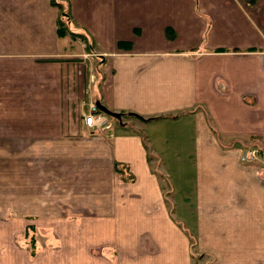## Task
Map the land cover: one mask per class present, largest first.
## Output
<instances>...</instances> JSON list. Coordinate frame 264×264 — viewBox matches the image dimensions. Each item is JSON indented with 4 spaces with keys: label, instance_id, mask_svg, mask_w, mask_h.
Returning <instances> with one entry per match:
<instances>
[{
    "label": "crops",
    "instance_id": "crops-1",
    "mask_svg": "<svg viewBox=\"0 0 264 264\" xmlns=\"http://www.w3.org/2000/svg\"><path fill=\"white\" fill-rule=\"evenodd\" d=\"M245 1L69 0L68 30L101 58L89 103L131 116L97 134L74 105L86 84L75 74L83 62L71 60L70 41L57 35L53 0H0V188L14 198L16 234L28 217L39 226L76 218L85 223L76 233L92 230L83 210L103 201L114 220L130 191L132 204L160 211L169 263L264 264V0ZM251 147L260 159L242 163L241 150ZM166 158L195 164L196 236L165 204L168 190L150 162ZM116 163L134 183L119 186ZM45 165L50 174H40ZM61 238L38 244L31 264H88L85 236ZM111 242L118 247V234ZM143 249L136 257L153 261Z\"/></svg>",
    "mask_w": 264,
    "mask_h": 264
},
{
    "label": "rangeland",
    "instance_id": "rangeland-1",
    "mask_svg": "<svg viewBox=\"0 0 264 264\" xmlns=\"http://www.w3.org/2000/svg\"><path fill=\"white\" fill-rule=\"evenodd\" d=\"M68 1L69 0H53V6L57 8L58 11V21L60 20L61 27L59 29V38L66 39L70 41V51L72 53L71 60L83 62V65H77L75 71L76 76L83 78L86 84L84 86L83 96L78 99L77 103H74L75 106L79 105L83 112H86L88 106L92 103H89V95H91L92 86L97 82V73L96 65L101 60L98 56V52L93 50V42L90 41L86 36L80 35L81 33L71 34L65 29V24L68 26L70 22L67 20L66 13L68 12ZM248 3V0L245 1ZM58 33V32H57ZM73 33V32H72ZM96 106V104H94ZM120 119L108 118V126L112 125V121H117L122 123V119L127 117L121 114ZM81 118V119H80ZM79 119L82 121V115L79 116ZM75 121V119H74ZM110 125V127H111ZM107 126V127H108ZM100 127V126H98ZM105 128V126L101 127ZM97 134L104 133L105 131H97ZM186 151L191 152L192 160L195 159L196 153L193 148H184ZM257 150L260 152V155L256 156L251 161L243 160L242 163L248 165H254L261 157V151L257 147H251L246 149ZM243 150H241L242 152ZM156 166L154 174L162 175L160 179L162 191L168 190L165 197V204L168 208L173 207V215H175L177 220H180L186 226L189 235H197L196 225L198 219V210H197V198H196V178L194 176V171L191 169V166L194 167L195 164H192L189 158L184 159L183 161H178L176 159L170 160L165 159L164 162L161 161V164L155 162H150ZM67 164H70V167L75 166L76 164L68 161ZM160 165L162 167V173L160 174ZM116 177H118V183L120 187H124L123 184H132L135 182V176L129 171L127 165L122 163L115 164ZM10 170L5 166L4 174H10ZM40 174H50V168L48 165H45L39 171ZM63 174H70L66 170H62ZM60 173V174H61ZM54 174V173H52ZM50 189V188H49ZM48 189V190H49ZM44 188H41L40 197L45 193ZM130 191H126L127 195L123 201L125 203L118 204V213L114 220L109 219V215L113 211L111 204H106L103 201H93L91 202L90 208L94 212L87 213L83 210L85 216L81 217L82 222H89V226L92 227V230L84 231L83 233H76L75 231L80 230L83 226H76L72 218V222H67L63 226H58L55 223H52L50 226H39L38 223L33 218H24L25 224L20 226V234H16V223L15 212H14V199L10 194H5L4 189L0 188V264H19L25 263L26 259L24 256L29 255L30 264L33 261H37L35 257V251L37 250L38 244L43 246L46 242L54 243V238L62 239L61 234H82L87 238V244L85 245L87 251V262L88 264H97L99 261H103L106 264H144V259L147 256L142 258H137L136 255L140 251H143V247H149L153 252L155 258L153 261L147 262L146 264H171L168 262L170 258L166 253L170 252L164 247L166 239L167 229L161 227L162 217L160 211L154 208L150 203L143 202H133L131 203L130 199L138 198L137 195L132 196ZM10 200L12 205L4 207L6 200ZM46 200V198H45ZM55 205L57 207H62L64 202L62 199H55ZM79 205H75L73 211H79ZM56 214H60L57 213ZM64 215V214H60ZM43 218V219H41ZM40 219H46V216L40 214ZM90 219V220H86ZM91 219L97 220L92 221ZM84 220V221H83ZM104 220V221H99ZM114 224V227L111 226V222ZM79 222V221H78ZM43 223V222H42ZM112 230V231H111ZM98 231L102 241H99V238H95V233ZM111 233L118 234L119 242L118 247L115 243L111 242ZM198 245V244H197ZM191 247V245H190ZM194 244L192 248H195ZM25 248V251L19 249ZM123 250H129L133 252L131 256H125L122 254ZM19 253H18V252ZM195 251V250H194ZM74 252V251H73ZM163 252L166 256L163 257ZM26 255H25V254ZM19 257V258H17ZM103 257V258H100ZM103 259V260H102ZM190 261V264H197L196 259ZM28 261V262H29ZM59 261V260H57ZM27 263V262H26ZM25 263V264H26ZM104 263V264H105Z\"/></svg>",
    "mask_w": 264,
    "mask_h": 264
},
{
    "label": "built area",
    "instance_id": "built-area-1",
    "mask_svg": "<svg viewBox=\"0 0 264 264\" xmlns=\"http://www.w3.org/2000/svg\"><path fill=\"white\" fill-rule=\"evenodd\" d=\"M83 120L86 126L95 130H101L103 129L101 127L105 126L106 128L108 126V117L101 113L93 103L88 106V110L84 114ZM257 154L258 151L255 149L243 152L240 156V160L243 161L247 159V161H251L256 158Z\"/></svg>",
    "mask_w": 264,
    "mask_h": 264
},
{
    "label": "water",
    "instance_id": "water-1",
    "mask_svg": "<svg viewBox=\"0 0 264 264\" xmlns=\"http://www.w3.org/2000/svg\"><path fill=\"white\" fill-rule=\"evenodd\" d=\"M95 104L101 112H103L104 114H106L107 116H109L111 118L120 119L122 117V115L120 113L112 112L109 109H107L106 107H104L103 105H101L99 101H96Z\"/></svg>",
    "mask_w": 264,
    "mask_h": 264
},
{
    "label": "trees",
    "instance_id": "trees-1",
    "mask_svg": "<svg viewBox=\"0 0 264 264\" xmlns=\"http://www.w3.org/2000/svg\"><path fill=\"white\" fill-rule=\"evenodd\" d=\"M255 1H257V0H248V2L249 3H254ZM66 15H67V20H69V16H70V14H69V11L66 13ZM60 23V20L59 21H57V35H59V29H60V27H61V24H59ZM65 29L67 30V32H69V33H71V34H74V33H72V32H70L69 30H68V28H67V25L65 24ZM60 36V35H59ZM58 36V37H59ZM61 38V37H60ZM119 44H122V43H120L119 42ZM120 46V45H119ZM134 117H138V118H140L139 116H136V115H133Z\"/></svg>",
    "mask_w": 264,
    "mask_h": 264
}]
</instances>
